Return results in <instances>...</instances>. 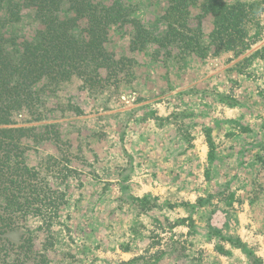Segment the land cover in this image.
Wrapping results in <instances>:
<instances>
[{
  "label": "rangeland",
  "instance_id": "1",
  "mask_svg": "<svg viewBox=\"0 0 264 264\" xmlns=\"http://www.w3.org/2000/svg\"><path fill=\"white\" fill-rule=\"evenodd\" d=\"M13 1L20 5L19 19L4 22L7 0L0 1V33L32 41L42 29L35 10L25 7L22 0ZM113 1L95 0L104 5ZM118 1L129 6L130 17L143 26L154 33L164 31L159 19L167 7L165 0ZM199 14L198 8L191 10L189 25L200 26L206 41L212 19H197ZM58 16L65 20L74 15L64 4ZM247 30V49L217 56L210 49L207 58L201 59L182 57L173 47H168L170 55L166 56L156 45L131 52L132 27L111 26L103 51L116 59L135 60L117 82L110 81L102 89H81V81L73 77L57 86L47 80L35 85L34 90L40 91L35 109L31 114L20 109L13 117L15 123L7 127L29 129L22 140L29 167L44 166L49 158L55 160L48 164L49 170H55L53 175L48 176L46 166L41 171L50 185L63 193L64 205L49 229L40 218L28 216L5 236L13 245L9 257L13 264H215L200 250L189 247L194 246L193 241L182 239L179 229L167 221L174 218L173 208L157 204L151 196H141L146 192L139 190L136 181L143 175L149 179L150 172L154 176L159 172L169 181L166 170L154 167L157 157L169 161L183 150L197 151L194 139L208 136L218 140L234 133L242 141L246 126L254 122L264 137V12ZM75 34H80V29ZM230 109L239 114L236 132L228 125ZM249 135L255 136L253 132ZM240 141L239 157L244 148ZM216 154L206 173L213 181L203 189L205 205L215 200L219 190L215 188L219 174L213 165L228 170ZM242 164L241 157L237 170H242ZM149 165L154 170H145ZM252 167L248 170H255ZM236 178L233 175L227 186L222 185L223 201L231 198L229 184ZM238 183L235 186L239 188L247 184ZM258 184L249 187L251 211L264 233V187ZM257 260L264 264L263 259Z\"/></svg>",
  "mask_w": 264,
  "mask_h": 264
},
{
  "label": "trees",
  "instance_id": "2",
  "mask_svg": "<svg viewBox=\"0 0 264 264\" xmlns=\"http://www.w3.org/2000/svg\"><path fill=\"white\" fill-rule=\"evenodd\" d=\"M165 1L167 7L159 19L165 28L160 33L131 18L132 10L118 0L110 5L95 0H22L25 7L35 10L42 29L32 41L0 33V264L14 263V259L9 258L13 245L6 242L8 233L20 227L28 216L40 218L43 227L49 229L64 205L63 193L53 188L41 171L46 166L48 176L53 175L55 170H49L48 164L55 160L49 158L44 166L29 167L22 143L29 129L7 127L15 123L13 117L20 109L29 114L35 109L40 93L34 90L35 85L47 80L49 85L57 86L73 77L81 81V89H102L110 81L117 82L120 73L126 68L129 72L135 60L116 59L103 51L111 26L129 24L132 27L131 52L156 45L164 49L166 56L170 55L168 47H173L182 57L195 55L205 59L210 49L216 56L221 52L237 53L247 49L248 25L264 12V0ZM64 4L74 16L61 20L58 15ZM6 5L3 21L17 22L20 5L13 0H7ZM194 8L200 11L197 19L203 16L212 19V30L206 41L200 26L189 25ZM80 22L84 23L83 27ZM78 29L80 34L76 35ZM206 141L211 160L213 143L208 136ZM222 251L220 248L219 252ZM251 262L259 263L256 258H251Z\"/></svg>",
  "mask_w": 264,
  "mask_h": 264
},
{
  "label": "crops",
  "instance_id": "3",
  "mask_svg": "<svg viewBox=\"0 0 264 264\" xmlns=\"http://www.w3.org/2000/svg\"><path fill=\"white\" fill-rule=\"evenodd\" d=\"M238 115L237 110L230 109L228 125L234 128L232 130L234 132L238 125ZM246 127H248L245 128L247 134L242 135V141L236 138L238 136L233 132L228 136H220L221 140L211 139L214 146L213 153H217L218 159H222L225 167H228V170H220L212 164L213 169L215 168L219 174L215 179V188L219 190L211 204L205 205L202 200L205 197L203 189L206 183L213 181L206 178L207 170L212 163L209 161L212 159L208 158L209 147L205 137L193 140L197 151L183 150L179 156L169 161L157 157L154 167L160 171L166 170L169 181H166L159 172L156 176L150 172L149 179L143 178L149 175H143L136 181L139 190L146 192L145 196L141 192V196H151L156 199L157 204L165 203L173 208L174 218L169 217L167 221L172 222L175 229H179L182 239L188 238L189 243L193 241L194 246L191 244L189 247L200 250L215 264H252L251 258L264 261V233L256 225L251 211L253 201L249 194V187L257 183L264 187V170H262L264 169V137L259 134L260 129L256 122ZM250 130L255 134L252 138L249 135ZM239 141L242 144L244 142L241 155L242 170H237L241 159ZM249 165L255 170H248ZM154 167L149 165V169L145 170H154ZM233 175L238 178L233 179L234 182L229 184L231 198L222 195L225 197L223 201L221 191L224 190L223 186L228 185L227 181L231 180ZM255 177L257 179H251ZM241 179L247 184L239 188L235 185L239 184L238 182L242 183ZM148 193L150 195H147ZM227 195H230L229 192ZM175 229L171 230L173 238L177 237L174 234ZM220 248L222 252H219Z\"/></svg>",
  "mask_w": 264,
  "mask_h": 264
}]
</instances>
